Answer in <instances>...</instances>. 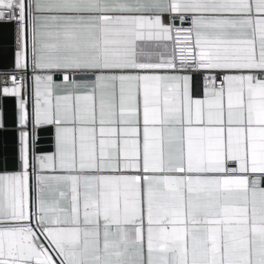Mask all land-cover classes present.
<instances>
[{
  "label": "snow or ice",
  "instance_id": "1",
  "mask_svg": "<svg viewBox=\"0 0 264 264\" xmlns=\"http://www.w3.org/2000/svg\"><path fill=\"white\" fill-rule=\"evenodd\" d=\"M6 48L0 264H264V0H0Z\"/></svg>",
  "mask_w": 264,
  "mask_h": 264
},
{
  "label": "crops",
  "instance_id": "2",
  "mask_svg": "<svg viewBox=\"0 0 264 264\" xmlns=\"http://www.w3.org/2000/svg\"><path fill=\"white\" fill-rule=\"evenodd\" d=\"M14 60V54L12 48L0 49V74L9 69ZM3 106L5 110V118L7 121V126L9 131L0 130V138L5 139L9 147L14 139V129L12 128V121L14 118L15 112V99L14 98H5L3 100ZM43 139L41 140V144L44 146L45 150H52V138L48 133L41 134Z\"/></svg>",
  "mask_w": 264,
  "mask_h": 264
}]
</instances>
